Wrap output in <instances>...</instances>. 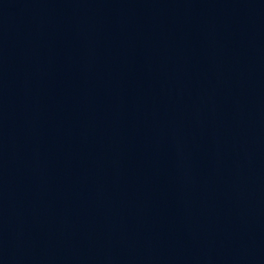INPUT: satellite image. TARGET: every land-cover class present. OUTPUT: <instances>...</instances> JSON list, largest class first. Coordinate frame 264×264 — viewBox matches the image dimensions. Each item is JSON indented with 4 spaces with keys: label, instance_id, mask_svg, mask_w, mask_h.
<instances>
[{
    "label": "water",
    "instance_id": "95a60500",
    "mask_svg": "<svg viewBox=\"0 0 264 264\" xmlns=\"http://www.w3.org/2000/svg\"><path fill=\"white\" fill-rule=\"evenodd\" d=\"M0 264H264V0H0Z\"/></svg>",
    "mask_w": 264,
    "mask_h": 264
}]
</instances>
